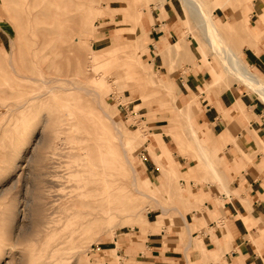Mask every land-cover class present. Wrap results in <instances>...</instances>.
Segmentation results:
<instances>
[{
  "label": "rangeland",
  "instance_id": "obj_1",
  "mask_svg": "<svg viewBox=\"0 0 264 264\" xmlns=\"http://www.w3.org/2000/svg\"><path fill=\"white\" fill-rule=\"evenodd\" d=\"M166 1L169 0H0V264H121L123 257L118 256L116 249L103 248L114 247L111 240L125 236L124 233L131 232L134 240V229L148 224L146 215L153 206L168 205L167 198L174 188L183 194L180 185L173 184L179 177L173 176L157 159L155 153H159V148L151 144L148 125L157 112H170L168 121H162L168 123L172 134L167 133L166 143L171 145L173 140L178 144L176 134L185 142L178 146L183 153L194 152L196 146L200 154L195 158L200 164L204 150L194 139L182 134L191 119L187 115L190 105L187 112L180 109L176 93L165 87L150 89L138 83L133 86V72L138 68L151 70L153 81L163 79L161 82L167 83L168 78L164 80V76L148 69L140 53L137 55L140 66L134 52L119 55L121 42L135 37L132 31L139 21L137 15H142V7L144 13L150 14L151 3L158 7ZM171 1L183 17L182 36L188 47L191 48L190 38L204 62L212 57L226 70L210 50L198 23L188 12L185 14L181 0ZM248 3L220 7L207 0L217 25L223 26L226 42L240 51L243 46L238 45L240 37L247 31L251 37L245 38L255 36V27L250 22L256 17H251L250 8H240ZM238 10L247 31L231 28L229 14ZM225 11L227 19L221 21L225 19ZM263 12L264 9L258 22ZM111 25L115 29L113 35L105 36L103 30ZM123 26L128 27L122 29ZM136 46H139L137 39ZM164 60L174 63L165 56ZM103 75L113 89L99 90L100 97L81 89H97L93 87L94 80ZM219 75L216 83L226 81L220 78L223 77L220 72ZM158 102H163L164 107L153 110ZM106 110L118 122L124 144L131 145L128 152L138 171V185H129L135 170L123 166L120 160L104 163L99 158L105 140L92 118L101 117V125L110 126L102 112ZM84 113L91 120L84 121L81 118ZM84 124L89 128H83ZM136 129L141 134L134 137ZM77 136L86 137L83 144L87 150H80L81 145H77L74 157L54 156L49 160V168L42 166L47 145L63 141L70 145L77 141ZM148 156L164 176L159 187L155 183L157 199L135 192L147 191L145 184L155 193L148 185L151 179L143 173ZM162 160L167 161L164 155ZM169 178L167 191L164 184ZM101 185L107 188L101 189ZM106 192L112 193L111 215ZM164 193L169 195L165 197Z\"/></svg>",
  "mask_w": 264,
  "mask_h": 264
},
{
  "label": "crops",
  "instance_id": "obj_2",
  "mask_svg": "<svg viewBox=\"0 0 264 264\" xmlns=\"http://www.w3.org/2000/svg\"><path fill=\"white\" fill-rule=\"evenodd\" d=\"M247 6L251 17H256L250 22L255 36L244 38L240 57L264 82V23L258 22L264 2ZM143 9L132 28L135 37L121 42L119 55L134 52L139 64L140 53L148 69L164 76V80L168 78L167 83H162L163 79L153 81L151 70L138 68L133 72L132 85L165 87L176 93L180 109L187 112L190 105L187 115L191 119L187 123L200 131L205 155L198 164L195 155L200 150L196 146L194 152L183 153L171 140L168 146L182 173L173 184H179L183 194L174 188L168 205L153 206L146 215L148 224L134 229V240L131 232L124 233L111 240L114 247L103 249H116L124 258L121 264H264V97L233 78L212 57L204 62L190 38L192 49L188 47L182 36L183 17L174 2L169 0L158 7L151 3V15ZM224 14L221 21L227 19V11ZM112 27L103 30L105 36L113 35ZM167 47L169 51L164 53ZM163 53L174 63H166ZM219 72L226 81L216 83ZM142 75H147V82L140 81ZM158 103L162 106L157 107ZM158 103L153 110L164 107L163 102ZM169 116L170 112L159 111L151 118L148 126L154 147V135L160 132L166 141L170 133L168 123H162ZM143 173L151 179L148 185L154 194H159L156 187L164 176L150 156L146 157Z\"/></svg>",
  "mask_w": 264,
  "mask_h": 264
},
{
  "label": "bare ground",
  "instance_id": "obj_3",
  "mask_svg": "<svg viewBox=\"0 0 264 264\" xmlns=\"http://www.w3.org/2000/svg\"><path fill=\"white\" fill-rule=\"evenodd\" d=\"M212 1H213L215 6H220V7H225L228 4H231L232 6H234L238 2H240V4H243L245 2H249L251 4L253 3V0H212ZM181 3L183 4L185 14L189 13L190 16L196 21V23H198L199 29L201 30V33L203 34V36L206 38V41L208 43L210 50L214 53V55H216L217 57L220 58L224 67L226 68V70L235 79L240 80V81L248 84V86H251L257 92L261 93L264 97V82H263L262 78L260 76H258L256 73H254L245 63H243L240 60V58L238 56V52L240 51L239 48H234L226 42V40L224 38V33L222 31L223 26L217 25L215 18L213 17L214 14L211 13V8H209V6L207 4V0H181ZM227 7H229V6H227ZM240 8L242 9L243 7H240ZM248 8H250V7L247 6L246 9H248ZM240 10L236 11L235 14H233V13L229 14V16H230L229 17V23L232 25L231 28L234 31H238L239 28L243 31H247L248 27L245 24L243 15L240 13ZM140 18H141V15L138 14L137 19H140ZM259 18H260L261 23L264 22V12L262 14H260ZM188 20H189V16H188ZM188 27H190V25ZM189 29L190 28H188V30ZM249 35L251 37L250 31H247V33H245V36H241L238 45H243L244 44V38L246 36H249ZM105 75L94 80V84H96V85L93 87H95L97 89H94L91 87H82L81 89L86 90L89 93H91L93 91L97 94L98 97H100L101 94H100L99 90H108V89L112 88L110 86V84L105 80L106 79L104 77ZM145 77H146L145 81L147 82L148 81L147 75H142L140 81L141 80L144 81ZM220 78L222 80H225L222 77H220ZM51 90H52V88L50 89V91ZM41 96H43V95H41ZM102 112H104L105 117L108 119L109 124L114 129V131H108L109 128H111L110 126L106 127L104 124L101 125V122H103L102 121L103 119L101 117H98V116L95 117L94 116L92 118V120L94 122V126L99 127V129L102 130L103 134H101V137H103V139L105 140V142L103 141L101 143L104 147H102V149H100V151H99V158L104 163H107L110 160L111 161L120 160V162L122 163L123 166L126 165L127 167L129 166L132 170H135V173L133 174L131 181H129V185H133V184L138 185V183L140 182V179H139L138 174H137L138 171H137L134 163L132 162V159L130 158V155L128 152V150H130V148H131V145L130 144L129 145L124 144V142H123L124 134L120 130V128L118 126V122L115 121V119L111 116L110 112H108L107 110L102 111ZM81 118H83L84 121H86V122L91 120V117H88L86 115V113L82 114ZM83 128L87 129V128H89V125L84 124ZM159 133L154 135V138L156 140V145L159 148V153H155L154 151H152L150 149V147H149V150L156 154L157 159L160 160L164 164V166H166L169 169V171L171 172V174H173V176H175V177L182 176V173L179 169V165H178L177 161L175 160V158L173 157L172 150L169 148V146L166 143V141L164 140V138H162L161 133L160 134ZM106 134H108V135H106ZM140 134H141L140 129H136V131L134 132V137H137ZM174 134L175 133H173V136H174ZM182 134L185 138L187 136V137H191L192 139H194L195 142H197V144L204 150V146L201 143V140L198 136V132L195 130V128L192 126L191 123H187L186 129L182 132ZM76 139H77V141L74 142L73 144H70V145H68L67 141L58 142L57 145H52V144L47 145V147H49V149L47 150L48 151L47 153L42 154V158H41V161H43L42 166L49 168L50 167L49 164H51V162H49V160H51L54 156H60L61 155L63 157H67V158L68 157H74L75 156V150L77 149V145H81L80 150H87V148L84 149L85 146L83 144L86 140V137L77 136ZM174 139L178 143V145H183L185 143L184 141L182 142V140L180 138H178V136L176 134L174 136ZM50 142H51V139L49 140V143ZM65 150H67V151H65ZM63 151H65V152H63ZM163 155L167 159L166 162H164L162 160ZM204 155H205V153H204ZM85 159L86 158H84V160ZM57 160H59V159H57ZM57 165H58V163H57ZM169 180H170V178L164 184L167 191H168V185H166V184L169 183L168 182ZM143 185H144L145 189L149 192H147V191L142 192V191H137V190L135 192H137L139 194L146 195L148 197H152L154 199H157L154 196V193L151 192V190L145 184H143ZM105 188H107V187L101 185V189H105ZM111 196H112L111 192L105 193V197L107 198V210H108L110 215L112 213L111 209H113V207L110 206ZM44 206H45V203L43 204V207ZM85 209H87V208H85ZM35 214L37 215V213H35ZM50 216H52V215H50ZM34 223H37V222H34Z\"/></svg>",
  "mask_w": 264,
  "mask_h": 264
}]
</instances>
